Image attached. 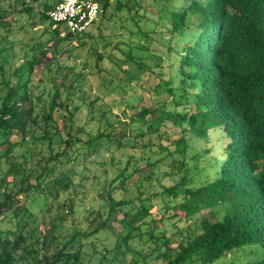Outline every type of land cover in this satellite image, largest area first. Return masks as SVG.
<instances>
[{"label":"trees","instance_id":"obj_1","mask_svg":"<svg viewBox=\"0 0 264 264\" xmlns=\"http://www.w3.org/2000/svg\"><path fill=\"white\" fill-rule=\"evenodd\" d=\"M49 7L0 0V42L28 21L42 28L30 60L0 65V264H264V0H100L96 35L74 36ZM85 37L115 96L99 103L95 130L101 97L76 59H57L59 45ZM51 38L54 79L35 103L30 77L50 71ZM88 182L97 214L59 237L64 214L85 213ZM69 189L65 213L28 242L33 198ZM104 233L111 245H95Z\"/></svg>","mask_w":264,"mask_h":264},{"label":"rangeland","instance_id":"obj_2","mask_svg":"<svg viewBox=\"0 0 264 264\" xmlns=\"http://www.w3.org/2000/svg\"><path fill=\"white\" fill-rule=\"evenodd\" d=\"M6 5V3H4ZM30 21H28L26 24H24V31L18 30L17 28L13 29V32L10 34L8 41L5 42H0V65L4 67V69L9 71V67H14L18 66V64L21 62V56L25 54V60L28 61L30 60V56L32 54H36L38 52V48L36 46V43L33 40H30V38H34L36 36H39L41 33V27L37 26L39 28V31H35L32 28L29 27ZM92 33L96 35V28L95 25L91 26L86 33ZM51 42H48L43 48L48 49L47 53L44 57L45 62H52L50 71H45L42 69V76L36 75V71H33V75L30 77V82H29V89L32 93L33 99L35 103H38L39 101H42L43 99L47 98V93L51 88L50 84V79H54V63L53 60L54 58L57 57L55 54V48L52 47L54 39H50ZM83 40V45L81 47H75L78 43L75 41H72L69 44H61L58 47V51L61 50L62 53L57 57L59 62H65L68 61L69 65H71L72 61H70V57L75 60V72L81 71L83 74L86 75L85 78H87L89 84H91V93H95L96 95H99L101 99L97 101L94 106L96 107V111L93 116V121L91 122V125L93 126V129L95 130L96 127H98V120L100 119V104L99 103H105V105H110L108 99H113L115 96L112 94L111 96L107 95V91L103 88V86L100 84V79H96V74L95 72V67H94V59L89 56V53H92L91 51V40L88 38H84ZM43 43V42H42ZM72 48V54L71 56L64 54V51L69 50ZM75 48V49H74ZM86 61V64L88 65V68L86 69H80V65L82 62ZM53 65V66H52ZM79 65V66H78ZM101 67L105 68L104 65ZM87 70L89 72H87ZM53 81V80H52ZM55 82V80H54ZM82 83V81L80 82ZM85 90L87 89V86L85 85ZM115 91L118 93L119 90L115 89ZM144 93V92H143ZM143 97L144 94H143ZM38 98V100H37ZM117 100V98H116ZM102 106V105H101ZM120 106V105H119ZM122 106L117 107V106H111V112L113 113H118V110L121 109ZM81 117L83 120H86L87 118H90V115L86 113V109H81ZM99 113V114H98ZM104 117H107L105 115ZM111 121L112 119L109 118ZM100 123H103V119L100 120ZM39 135L38 132H34V136ZM219 131L218 129L212 130L209 133V136L211 137L212 140L213 138L218 137ZM28 139V138H27ZM30 144V143H29ZM32 145V144H30ZM40 148L42 146H39ZM33 148H36L33 146ZM128 151V150H127ZM115 156H119V152L115 153ZM112 174H108V178H111ZM76 180V179H75ZM74 180V181H75ZM101 182V180H100ZM93 183H86L84 187V191L82 192V205H83V210L85 213L80 214V212L76 209V212L72 216H68L67 214H64L65 208L61 207L62 201L66 197L72 198V190H68L61 194L58 197V200H52L51 197H46L42 198L40 196L33 198L34 200L29 204V209L30 212L32 213V217L28 225L25 227V230L28 235V242L33 241L34 234L31 233L32 229H35L43 232V223L48 222L50 217H52L55 214H64V221L62 225L57 227L56 234L59 237H65L67 235H70L72 232L79 230V229H84L86 227V224L91 221V219L97 214L98 209L100 208V200L97 196V193L99 192L98 187L92 186ZM127 195L130 196L128 193ZM116 197H118L116 195ZM81 215V216H80ZM153 217L157 218L156 214L153 213ZM166 229H169L166 227ZM108 234H100L98 236V239L100 240H95L96 242L94 243L95 245H99L100 243H106L108 245H111V238L107 237ZM33 237V238H32ZM107 237V238H106ZM146 247V246H144ZM119 259H122L119 257Z\"/></svg>","mask_w":264,"mask_h":264},{"label":"built area","instance_id":"obj_3","mask_svg":"<svg viewBox=\"0 0 264 264\" xmlns=\"http://www.w3.org/2000/svg\"><path fill=\"white\" fill-rule=\"evenodd\" d=\"M50 6L46 15L71 35L86 32L97 20L100 0H44Z\"/></svg>","mask_w":264,"mask_h":264}]
</instances>
